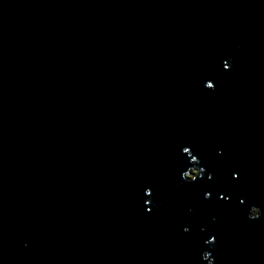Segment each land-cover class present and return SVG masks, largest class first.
Segmentation results:
<instances>
[{
	"label": "water",
	"instance_id": "water-1",
	"mask_svg": "<svg viewBox=\"0 0 264 264\" xmlns=\"http://www.w3.org/2000/svg\"><path fill=\"white\" fill-rule=\"evenodd\" d=\"M0 264H264V0H0Z\"/></svg>",
	"mask_w": 264,
	"mask_h": 264
},
{
	"label": "snow or ice",
	"instance_id": "snow-or-ice-1",
	"mask_svg": "<svg viewBox=\"0 0 264 264\" xmlns=\"http://www.w3.org/2000/svg\"><path fill=\"white\" fill-rule=\"evenodd\" d=\"M229 67H230V65H229L228 62H224V63H223V68H224V69H228ZM205 87H206L207 89H212V88L214 87V83H213L212 81L209 80L208 82H206ZM181 151H182V153L189 154V155L191 156V159H192L193 161L196 160V156L191 155L190 150H189V147H187V146L182 147ZM200 171H203V169H201ZM184 174H185V175H188L187 172H185ZM199 174H200V173H199ZM199 174H198V175H199ZM231 175H232L233 179H235V178L237 177V173H236V172H232ZM196 177H197V176H192V177H189V179H190L191 181H194V180L196 179ZM212 179H213V176H212L211 174H209V175L207 176V180H208V181H212ZM149 194H150L149 191L146 189V190H145V195H149ZM203 196H204V199H205V200H208V199L210 198V196H211V193H210L209 191H205V192L203 193ZM219 199H220L221 201H227V200L229 199V197H228L227 195H224L223 192H221V193H219ZM145 203H147V201H146ZM240 203L243 204L244 201L241 200ZM257 208H258V207H257ZM258 209H259V208H258ZM259 215H260V209H259V213H258V215H256V216H249V218H250V219L258 218ZM188 230H189V229H188L187 227H185V228L183 229V231H184L185 233H187ZM213 239H214V237L211 238V239H209V240H207V241H205V243H210V242H212ZM204 260L207 261V257H204Z\"/></svg>",
	"mask_w": 264,
	"mask_h": 264
},
{
	"label": "rangeland",
	"instance_id": "rangeland-1",
	"mask_svg": "<svg viewBox=\"0 0 264 264\" xmlns=\"http://www.w3.org/2000/svg\"><path fill=\"white\" fill-rule=\"evenodd\" d=\"M196 174H197L196 170H192V171L188 174V176H189V177H192V176H196ZM256 212H257V211L254 210V211H253V214H255Z\"/></svg>",
	"mask_w": 264,
	"mask_h": 264
}]
</instances>
